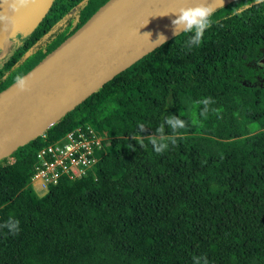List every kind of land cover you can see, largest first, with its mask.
<instances>
[{
  "label": "trees",
  "instance_id": "1",
  "mask_svg": "<svg viewBox=\"0 0 264 264\" xmlns=\"http://www.w3.org/2000/svg\"><path fill=\"white\" fill-rule=\"evenodd\" d=\"M106 1L54 0L11 44L0 92ZM212 21L199 46L181 31L0 160V224L20 222L0 229V264H264V3L231 0ZM170 114L188 123L157 154L147 137ZM86 124L110 136L95 171L40 196L37 151Z\"/></svg>",
  "mask_w": 264,
  "mask_h": 264
},
{
  "label": "water",
  "instance_id": "2",
  "mask_svg": "<svg viewBox=\"0 0 264 264\" xmlns=\"http://www.w3.org/2000/svg\"><path fill=\"white\" fill-rule=\"evenodd\" d=\"M229 1L107 0L23 75L29 90L19 91L15 81L0 92V160L43 134L97 88L160 46L156 42L160 34L167 40L177 35L172 23L178 18L176 10L201 2L214 3L216 10ZM8 2L13 5L11 17L10 7L5 11L1 8ZM53 2L32 0L21 6L19 0H1L0 17L6 15L14 23L3 31L8 21L2 24L0 19L5 47L12 37L29 35L45 18Z\"/></svg>",
  "mask_w": 264,
  "mask_h": 264
},
{
  "label": "clouds",
  "instance_id": "3",
  "mask_svg": "<svg viewBox=\"0 0 264 264\" xmlns=\"http://www.w3.org/2000/svg\"><path fill=\"white\" fill-rule=\"evenodd\" d=\"M31 2L32 0H19V4L21 6H26L28 3ZM256 2L257 4H260V3H264V0H256ZM15 10L18 11L19 9L17 8ZM214 11H215L214 3L208 4L207 2H201L196 6L181 7L178 10H176V12H174L175 14H177L178 17L177 19L172 21V23L175 26L176 34L180 33L181 29L184 32L191 33L187 41V46L189 48L200 45L206 30L209 27H211L213 23L212 15ZM0 19H3V17H0ZM148 34L150 37L151 34L150 33ZM156 42H160L159 44L163 45L167 42V38L163 34H160ZM16 82L19 91L29 90V85L26 77L18 75L16 77ZM197 103L203 105L200 114L201 116L206 117L207 113L209 112V105L214 103V100L211 97H205L202 100L198 101ZM187 123L188 122L182 119L180 116H176L173 114L166 116L162 121L160 127L156 129L157 134L147 137L149 143L153 147V150L157 154H162L164 151L168 149L169 143L175 144L176 141L174 139L165 141L161 138L166 135L168 136L175 135L180 129L185 128L187 126ZM166 127L171 130V134H166L165 132ZM145 130H146V125L138 124L136 135L143 136L142 133ZM19 225H20L19 220L15 219L14 217H9L8 220H6L3 224H0V229L6 228L11 232V234L15 235L18 234L19 232ZM201 261L202 264H209L206 255L197 258L196 264H201Z\"/></svg>",
  "mask_w": 264,
  "mask_h": 264
},
{
  "label": "built area",
  "instance_id": "4",
  "mask_svg": "<svg viewBox=\"0 0 264 264\" xmlns=\"http://www.w3.org/2000/svg\"><path fill=\"white\" fill-rule=\"evenodd\" d=\"M95 131L96 127L90 124L78 126L56 141L40 148L36 153L35 176H33L42 174L45 181L43 177L41 179L48 187L63 175L80 179L88 176L91 170L94 172L102 150ZM39 164L45 165L46 169L42 170ZM37 169L42 172L37 173Z\"/></svg>",
  "mask_w": 264,
  "mask_h": 264
},
{
  "label": "rangeland",
  "instance_id": "5",
  "mask_svg": "<svg viewBox=\"0 0 264 264\" xmlns=\"http://www.w3.org/2000/svg\"><path fill=\"white\" fill-rule=\"evenodd\" d=\"M2 5L3 6L1 8H3V11H5L6 9H8L10 7L9 14H10V17H11L12 16L11 13H12V9H13L12 3L8 2L6 5L5 4H2ZM0 11H2V10H0ZM13 26H14V23H13V20H11V22L10 21L7 22V26L6 27L3 26V31L4 30H7L9 28H12ZM2 35H3V33H0V39L2 38ZM23 38L24 37L21 34H18L16 36L12 37L13 44L15 46L18 45V44H20L21 41L23 40ZM95 134H96L98 140L100 141V145L102 146V149H103L104 144L107 143L110 140L109 134L107 133V131L101 130V129H97V128H96ZM13 160H14L13 158L9 157V161H13ZM38 166H40L42 168V170H45L46 169V166L45 165L39 164ZM38 172H42V171L40 169H37V173ZM91 172H93V170H91ZM34 176L32 178V182H31L33 188L35 189V191L40 196L41 195H44L48 191L47 188H49V186L47 187V186L44 185V182L41 179L43 177V179L45 181L44 176L42 174H39V176H36V177H34ZM46 183L48 184L47 181H46Z\"/></svg>",
  "mask_w": 264,
  "mask_h": 264
},
{
  "label": "flooded vegetation",
  "instance_id": "6",
  "mask_svg": "<svg viewBox=\"0 0 264 264\" xmlns=\"http://www.w3.org/2000/svg\"><path fill=\"white\" fill-rule=\"evenodd\" d=\"M3 19L1 21L2 24L6 23V21L9 22V17L7 18L6 15H2ZM6 27V26H4ZM11 44H13L12 38H10L8 45L5 47V44L2 40V38L0 39V67H1V63L2 60L9 55V53L11 52Z\"/></svg>",
  "mask_w": 264,
  "mask_h": 264
}]
</instances>
